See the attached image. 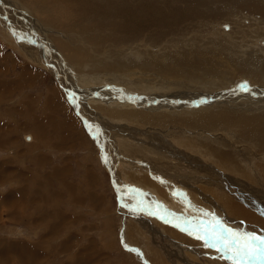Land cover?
I'll return each instance as SVG.
<instances>
[{
    "label": "rangeland",
    "instance_id": "374dc122",
    "mask_svg": "<svg viewBox=\"0 0 264 264\" xmlns=\"http://www.w3.org/2000/svg\"><path fill=\"white\" fill-rule=\"evenodd\" d=\"M0 164V264H230L159 217L264 235V0H0Z\"/></svg>",
    "mask_w": 264,
    "mask_h": 264
},
{
    "label": "snow or ice",
    "instance_id": "6c2138e0",
    "mask_svg": "<svg viewBox=\"0 0 264 264\" xmlns=\"http://www.w3.org/2000/svg\"><path fill=\"white\" fill-rule=\"evenodd\" d=\"M7 19V17H5ZM13 35L15 31L13 30ZM31 42V41H30ZM240 90H248L247 82L238 85ZM69 100L75 106V96L69 93ZM85 127L89 128L90 135L94 140H98L100 133L92 130V126L85 124ZM31 139L30 137L28 138ZM102 160L107 163V159L102 155ZM124 191L136 192L135 189H125ZM136 200L135 196L131 197ZM123 207H129L128 204L122 205ZM159 208V205L156 206ZM136 208L142 211L148 212L150 215H158L157 212L152 211L151 205H145L143 201H137ZM136 208L132 210L135 211ZM164 216H160L166 223H171V220L167 219L171 216L181 223H176L174 227L180 228L181 231L186 232L189 236H193L196 240L202 241L205 248L214 249L218 253H221V258L231 262V264H264V235H257L254 232L241 231L239 229H232L226 227L222 221L215 216L211 219L205 220L200 218H185L175 216L169 213L166 209ZM202 216H209V213H201ZM127 247V245H125Z\"/></svg>",
    "mask_w": 264,
    "mask_h": 264
},
{
    "label": "bare ground",
    "instance_id": "6f19581e",
    "mask_svg": "<svg viewBox=\"0 0 264 264\" xmlns=\"http://www.w3.org/2000/svg\"><path fill=\"white\" fill-rule=\"evenodd\" d=\"M255 42H256V41H255ZM249 43H250V41H249ZM251 43H252V42H251ZM253 43H254V42H253ZM253 43H252V44H253ZM25 74H26V72H25ZM47 102H48V101H47ZM48 106H49V104H48ZM191 110H192V109H191ZM60 112H61V111H60ZM197 137L199 138V136H197ZM190 138H192V137H190ZM184 140H185V139H184ZM187 143H188V142H185V144H187ZM188 145H189V144H188ZM192 145H193V144H192ZM184 146H187V145H184ZM193 146H194V145H193ZM212 146H213V145H212ZM205 150H206V149H205ZM183 152H184V151H183ZM243 153H244V152H243ZM203 154H204V153H203ZM241 154H242V153H241ZM242 155H243V154H242ZM222 156H223V155H222ZM225 156H227V155H225ZM245 157H246V156H245ZM227 159H230V157L227 158ZM183 178H184V177H183ZM177 181H178V180H177ZM183 183H185V182H183ZM200 191H201V190H200ZM239 197H240V196H239ZM244 197H245V195H243V197H241V198L243 199ZM245 198H246V197H245ZM247 198H248V197H247ZM209 199H210V198H209ZM248 199H249V198H248ZM249 200H251V199H249ZM200 202H201V204H202V201H200ZM205 202H206V201H205ZM212 202H213V201H212ZM171 205H173V204H171ZM211 205H212V204H211ZM204 207H205V206H204ZM242 209H243V208H242ZM190 211H191V210H190ZM233 212H235V211H233ZM241 212H242V211H241ZM191 213H192V212H191ZM199 213H200V211H199ZM244 213H245V212H244ZM193 214H194V213H193ZM197 214H198V213H197ZM200 214H201V213H200ZM235 214H236V213H235ZM239 214H240V213H239ZM247 214H249V213H247ZM247 214H246V215H247ZM250 214H251V213H250ZM261 214H262V213H261ZM194 215H195V214H194ZM198 215H199V214H198ZM236 215H238V214H236ZM199 216H201V215H199ZM233 216H234V215H233ZM249 216H250V215H249ZM253 216H254V218H253V217H252V218H253L254 220H256V219H255V215H253ZM207 217H208V216H207ZM202 218H203V217H202ZM250 218H251V217H250ZM256 218H257V217H256ZM258 219H259V218H258ZM254 220H253V221H254ZM172 221H174V220H171V222H172ZM256 221H257V220H256ZM234 222H235V221H234ZM227 224H228V223H227ZM227 224H226V225H227ZM230 224H231V223H230ZM247 224H248V223H247ZM251 224H254V223H251ZM251 224H250V225H251ZM237 226H238L237 224H235L234 226H233V224H232V227H237ZM253 227H254V226H253ZM238 228H239V227H238ZM241 228H242V227H241ZM170 229H171V228H170ZM173 229H174V228H173ZM253 229H254V228H253ZM248 231H249V230H248ZM262 231H263V230H262ZM175 232H176V231H174V233H175ZM171 233H172V232H171ZM184 233L187 234L186 232H184ZM172 235H173V234H172ZM190 237H191V236H190ZM185 239H186V238H185ZM192 239H194V238H192ZM184 241H185V240H184ZM181 245H182V244H181ZM182 247H183V246H182ZM187 250H188V249H187ZM189 250H190V249H189ZM177 251H178V250H175V252H177ZM209 251H210V250H209ZM211 251H212V250H211ZM181 252H182V251H181ZM181 254H182V253H181ZM185 254H186V253H185ZM174 255H176V254H174V253L172 254V259H173V256H174ZM188 255H189V254H188ZM190 257H191V255H190ZM158 260H159V261H162L161 258H159ZM226 261H227L228 263L231 264L230 261H228V260H226ZM171 263H172V262H171Z\"/></svg>",
    "mask_w": 264,
    "mask_h": 264
},
{
    "label": "crops",
    "instance_id": "0c3cea01",
    "mask_svg": "<svg viewBox=\"0 0 264 264\" xmlns=\"http://www.w3.org/2000/svg\"><path fill=\"white\" fill-rule=\"evenodd\" d=\"M40 81V80H39ZM33 89V88H32ZM35 89V88H34ZM30 91H32V90H28V92H27V94H30V96L32 97V99L35 97V95H31L32 93L30 92ZM36 91V90H35ZM16 93V92H15ZM36 93V92H35ZM18 96V93H16V94H13V96L11 97V98H14V97H17ZM30 98V97H29ZM28 99V98H27ZM1 106H2V104H1ZM37 110V111H36ZM30 111L32 112V114L36 117V118H40L42 115H45V113L43 114L42 113V111L43 110H41V112H40V109H38V108H36V107H34V104L33 105H30ZM39 114V115H38ZM38 115V116H37ZM42 123H44L43 121H42ZM2 164H0V166H1ZM1 168V167H0ZM44 195H46V194H42V196H44Z\"/></svg>",
    "mask_w": 264,
    "mask_h": 264
},
{
    "label": "water",
    "instance_id": "95a60500",
    "mask_svg": "<svg viewBox=\"0 0 264 264\" xmlns=\"http://www.w3.org/2000/svg\"><path fill=\"white\" fill-rule=\"evenodd\" d=\"M47 67H48V65L47 64H45ZM54 78H56V76L54 75ZM64 90V89H63ZM64 92H66V93H71V92H68V91H66V90H64ZM75 97H76V95H75ZM128 100H131L129 97H128ZM199 104H200V101H194L192 104H191V106H193V107H197V106H199ZM77 114V113H76ZM78 115V114H77ZM85 126V125H84ZM91 138H93L92 137V135H91ZM94 142H95V140H94Z\"/></svg>",
    "mask_w": 264,
    "mask_h": 264
}]
</instances>
